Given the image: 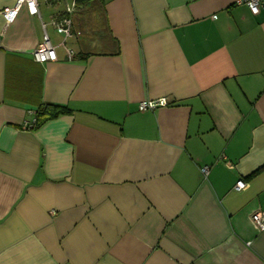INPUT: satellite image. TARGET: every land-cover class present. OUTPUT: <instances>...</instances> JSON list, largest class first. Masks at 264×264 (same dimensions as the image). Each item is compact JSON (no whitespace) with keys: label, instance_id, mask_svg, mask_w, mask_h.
<instances>
[{"label":"crops","instance_id":"crops-1","mask_svg":"<svg viewBox=\"0 0 264 264\" xmlns=\"http://www.w3.org/2000/svg\"><path fill=\"white\" fill-rule=\"evenodd\" d=\"M35 1L0 0V264H264V4Z\"/></svg>","mask_w":264,"mask_h":264},{"label":"built area","instance_id":"built-area-1","mask_svg":"<svg viewBox=\"0 0 264 264\" xmlns=\"http://www.w3.org/2000/svg\"><path fill=\"white\" fill-rule=\"evenodd\" d=\"M238 4L245 5L250 10V12L253 15L258 14L260 8L264 4V0H238ZM21 6H25L29 14H36L37 13V7H36V1L35 0H16L15 6L11 9L5 8L2 10L1 14L5 21L7 23H10L18 9ZM69 24L70 22L68 20L63 21L62 24H56V29L61 32L64 36H67L69 33ZM33 59L38 63H44L46 61H54L55 60V54L53 47L50 45L46 35H44L42 42L36 47V49L32 52ZM155 106V103L152 102H142L138 105L139 111H144L147 109H152ZM34 123V120L32 122H25L24 127L31 128ZM203 173H206V168L202 169ZM244 183L242 181H238L235 185L236 190H241L244 188ZM252 223L255 225L258 231L263 232L264 231V210L262 211H256L251 214L250 217Z\"/></svg>","mask_w":264,"mask_h":264},{"label":"trees","instance_id":"trees-1","mask_svg":"<svg viewBox=\"0 0 264 264\" xmlns=\"http://www.w3.org/2000/svg\"><path fill=\"white\" fill-rule=\"evenodd\" d=\"M69 109L60 106H46L44 108H39L37 110V116L35 120V124L38 125L47 120L53 119L60 114L68 113Z\"/></svg>","mask_w":264,"mask_h":264}]
</instances>
